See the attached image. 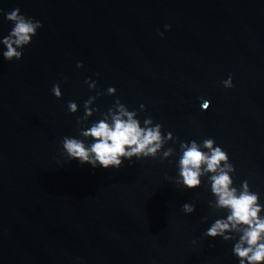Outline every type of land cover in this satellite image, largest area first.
Wrapping results in <instances>:
<instances>
[{
  "label": "water",
  "instance_id": "95a60500",
  "mask_svg": "<svg viewBox=\"0 0 264 264\" xmlns=\"http://www.w3.org/2000/svg\"><path fill=\"white\" fill-rule=\"evenodd\" d=\"M17 6L43 27L21 60L0 55V264H236L229 242L200 239L210 193L165 179L175 157L105 170L58 150L95 94L91 77L130 109L144 103L141 119L181 140L214 137L237 183L247 178L264 199V0H0ZM10 27L0 15V36ZM229 73L235 87L226 89ZM114 98L95 103L106 110ZM184 202L196 211L186 215Z\"/></svg>",
  "mask_w": 264,
  "mask_h": 264
},
{
  "label": "clouds",
  "instance_id": "9594fccd",
  "mask_svg": "<svg viewBox=\"0 0 264 264\" xmlns=\"http://www.w3.org/2000/svg\"><path fill=\"white\" fill-rule=\"evenodd\" d=\"M0 15L11 25L7 34L0 36V55L8 62L21 60L25 47L32 43L43 22L25 14L19 6L11 10L0 7ZM163 27L167 31L172 25ZM159 35L163 37L164 32L160 31ZM76 67H83V61H78ZM84 83L95 94L83 100V114L76 117L77 132L61 138L58 156L64 161L76 160L80 165L105 170H119L125 161L131 166L137 160L159 158L172 162L170 158L175 157L176 174L165 173V179L180 190L203 187L211 195L208 207L212 215L211 219L209 215L201 217V222L208 226L200 239L220 238L229 242L236 264H264V199L259 191L253 190L247 178L237 183L236 166L229 152L214 137L181 140L151 115L141 119L140 113L146 111V105L141 103L138 108L130 109L116 96L115 86L100 89L91 77ZM221 84L226 89L235 87L233 74L229 73ZM51 93L58 99L62 97L59 82L52 85ZM105 95L115 98L106 110H101L95 101ZM199 100L201 110L208 109L212 102L204 96ZM66 110L76 114L80 104L69 100ZM181 208L190 215L196 211V204L184 202ZM191 243L196 245L198 240L193 239ZM76 261L87 264L83 257H77Z\"/></svg>",
  "mask_w": 264,
  "mask_h": 264
}]
</instances>
